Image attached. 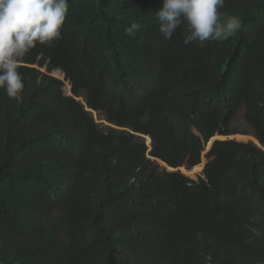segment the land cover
Returning <instances> with one entry per match:
<instances>
[{
  "label": "trees",
  "instance_id": "1",
  "mask_svg": "<svg viewBox=\"0 0 264 264\" xmlns=\"http://www.w3.org/2000/svg\"><path fill=\"white\" fill-rule=\"evenodd\" d=\"M161 6L68 0L21 97L0 89V264H264V151L222 138L243 110L264 145V0H225L242 28L203 45L164 39Z\"/></svg>",
  "mask_w": 264,
  "mask_h": 264
},
{
  "label": "clouds",
  "instance_id": "2",
  "mask_svg": "<svg viewBox=\"0 0 264 264\" xmlns=\"http://www.w3.org/2000/svg\"><path fill=\"white\" fill-rule=\"evenodd\" d=\"M161 3L155 15L159 32L167 40L181 25L185 45L193 41L201 45L205 41L221 42L242 28L237 16L221 22L218 9L225 6V0H161ZM67 11L68 0H0V89L8 98L18 99L24 90V76L19 69L25 56L38 45L51 47L62 38L61 27ZM140 27L139 23L132 22L125 28V34L134 37ZM137 134L143 135L145 141L150 138ZM148 146L151 150V138ZM259 147L264 151V145Z\"/></svg>",
  "mask_w": 264,
  "mask_h": 264
},
{
  "label": "rangeland",
  "instance_id": "3",
  "mask_svg": "<svg viewBox=\"0 0 264 264\" xmlns=\"http://www.w3.org/2000/svg\"><path fill=\"white\" fill-rule=\"evenodd\" d=\"M42 70L46 71L45 68H42ZM50 73H51V75L61 79L62 81L64 80V86H63L64 93L66 95H71L72 94L71 84H70L69 80L65 79L64 72H62L60 69H55V70L51 71ZM77 98L80 99L82 102L84 100L83 97H81V96H78ZM242 114H243V110H240L238 112L237 118L235 119L239 123L240 131L235 133V134L229 135V136H222V138L230 137V138L236 139L235 141H243V140L250 139V140H254L260 146L261 144L252 136L249 124H247L242 119V116H243ZM93 116H94L95 120L101 125V127H103V128H101L102 130H106L107 128H105V127L113 126V124L111 122L107 121L103 115H99V113L97 111H93ZM243 132H246V133H243ZM148 142L150 143L149 137H148V140L146 139L147 145L149 144ZM149 148L150 147L148 146V150H149ZM208 148H209V146H206V148L202 151L200 163L197 164L196 166H194L193 168H191L190 170L183 169L182 171L184 174L188 173L192 178L196 179V177L194 175V172L196 171L195 169L204 163L205 156H206L205 154L207 153V151H209Z\"/></svg>",
  "mask_w": 264,
  "mask_h": 264
},
{
  "label": "water",
  "instance_id": "4",
  "mask_svg": "<svg viewBox=\"0 0 264 264\" xmlns=\"http://www.w3.org/2000/svg\"><path fill=\"white\" fill-rule=\"evenodd\" d=\"M140 136H143V135H141V134H139ZM144 137V136H143Z\"/></svg>",
  "mask_w": 264,
  "mask_h": 264
}]
</instances>
